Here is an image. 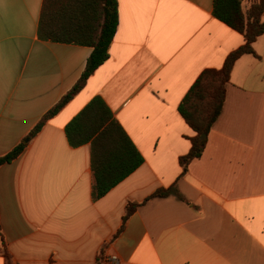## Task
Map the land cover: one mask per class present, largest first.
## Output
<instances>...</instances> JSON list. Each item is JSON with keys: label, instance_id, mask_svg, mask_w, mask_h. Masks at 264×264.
<instances>
[{"label": "crops", "instance_id": "obj_1", "mask_svg": "<svg viewBox=\"0 0 264 264\" xmlns=\"http://www.w3.org/2000/svg\"><path fill=\"white\" fill-rule=\"evenodd\" d=\"M213 2L117 0L109 58L26 141L93 49L40 39L44 0H0V156L27 142L0 167V264L5 252L12 264H96L100 254L117 264H264V33L234 64L203 155L186 172L179 162L195 135L180 102L244 44ZM95 97L144 158L97 201L91 145L72 148L65 134ZM171 187L177 194L144 203ZM129 203L141 205L123 225Z\"/></svg>", "mask_w": 264, "mask_h": 264}, {"label": "trees", "instance_id": "obj_2", "mask_svg": "<svg viewBox=\"0 0 264 264\" xmlns=\"http://www.w3.org/2000/svg\"><path fill=\"white\" fill-rule=\"evenodd\" d=\"M264 0H214L213 16L240 33L244 44L226 57L220 69H206L196 79L178 106V112L194 131L189 152L179 159L183 172L201 158L208 135L220 116L232 68L237 59L255 54L253 43L264 33ZM118 27L117 0H44L38 35L41 40L91 47L85 69L72 89L33 127L25 139H33L46 122L66 106L86 85L90 76L109 58V49ZM69 145H91L92 200L104 197L111 189L139 168L144 158L123 127L100 97L92 99L65 127ZM23 139L9 153L0 156V167L17 159L25 150ZM177 194L174 187L159 189L148 199ZM179 196V195H178ZM181 200H184L179 196ZM139 203H129L123 225ZM123 226L120 231H122ZM119 231V233H120ZM7 264L10 256L4 253ZM103 254L96 264H106Z\"/></svg>", "mask_w": 264, "mask_h": 264}, {"label": "built area", "instance_id": "obj_3", "mask_svg": "<svg viewBox=\"0 0 264 264\" xmlns=\"http://www.w3.org/2000/svg\"><path fill=\"white\" fill-rule=\"evenodd\" d=\"M106 262H107L108 264H117V263H118V259H117L116 256H110V257L106 260Z\"/></svg>", "mask_w": 264, "mask_h": 264}, {"label": "water", "instance_id": "obj_4", "mask_svg": "<svg viewBox=\"0 0 264 264\" xmlns=\"http://www.w3.org/2000/svg\"><path fill=\"white\" fill-rule=\"evenodd\" d=\"M26 141H28V139H26Z\"/></svg>", "mask_w": 264, "mask_h": 264}]
</instances>
